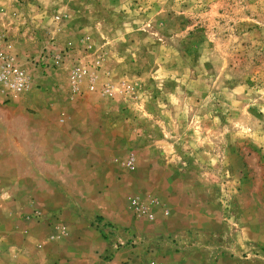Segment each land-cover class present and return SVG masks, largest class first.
I'll list each match as a JSON object with an SVG mask.
<instances>
[{
	"label": "rangeland",
	"instance_id": "rangeland-1",
	"mask_svg": "<svg viewBox=\"0 0 264 264\" xmlns=\"http://www.w3.org/2000/svg\"><path fill=\"white\" fill-rule=\"evenodd\" d=\"M0 49V264H264V0H0Z\"/></svg>",
	"mask_w": 264,
	"mask_h": 264
},
{
	"label": "built area",
	"instance_id": "built-area-1",
	"mask_svg": "<svg viewBox=\"0 0 264 264\" xmlns=\"http://www.w3.org/2000/svg\"><path fill=\"white\" fill-rule=\"evenodd\" d=\"M45 55H47V53L42 51L40 58L43 59ZM53 62V64H55L57 61L53 60ZM70 78L73 85L79 80V76L76 72L70 74ZM30 81V75L26 74V71L18 65L13 56L0 49V92H2L3 95L16 96L29 89L31 84ZM88 87H92V85L89 83Z\"/></svg>",
	"mask_w": 264,
	"mask_h": 264
},
{
	"label": "crops",
	"instance_id": "crops-1",
	"mask_svg": "<svg viewBox=\"0 0 264 264\" xmlns=\"http://www.w3.org/2000/svg\"><path fill=\"white\" fill-rule=\"evenodd\" d=\"M137 231H135L136 233ZM138 233V232H137ZM151 235L154 234H147L145 237H152ZM167 236L168 235H163V234H155L154 238H151V243L154 244L155 248H154V253L158 256V260H161L164 264H186L184 262V256L187 254H190L191 250L185 251L184 256L180 255L179 258H183V260L178 259H174V261L171 262V260L169 259L170 257V251L172 250L171 246H169V243H167ZM143 246V245H142ZM175 246V245H174ZM189 251V252H188ZM177 254V253H175ZM188 256V255H187ZM236 259V258H235ZM203 261H201L200 263L202 264ZM234 263H237L236 261Z\"/></svg>",
	"mask_w": 264,
	"mask_h": 264
}]
</instances>
